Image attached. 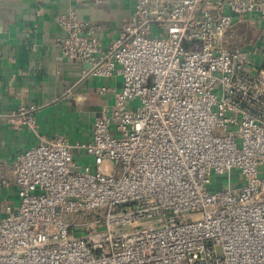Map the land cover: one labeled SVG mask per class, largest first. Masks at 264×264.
Masks as SVG:
<instances>
[{
    "label": "built area",
    "instance_id": "obj_1",
    "mask_svg": "<svg viewBox=\"0 0 264 264\" xmlns=\"http://www.w3.org/2000/svg\"><path fill=\"white\" fill-rule=\"evenodd\" d=\"M247 20L264 26V0H134L105 48L76 10L59 15L62 55L121 86L101 88L113 101L90 141L42 140L0 177L18 199L0 264H264V35L226 44ZM35 113L8 118L37 134ZM233 169L243 182L222 185Z\"/></svg>",
    "mask_w": 264,
    "mask_h": 264
},
{
    "label": "crops",
    "instance_id": "obj_2",
    "mask_svg": "<svg viewBox=\"0 0 264 264\" xmlns=\"http://www.w3.org/2000/svg\"><path fill=\"white\" fill-rule=\"evenodd\" d=\"M133 1L0 0V177L12 180L16 155L42 140L61 135L71 143L90 141L95 117L113 101L112 92L101 88L121 86L119 78L84 76L88 63L62 55L58 43L65 31L57 17L76 10L98 27L95 35L107 48L127 23ZM21 105L36 107L37 134L16 129L8 118ZM17 201L12 185L0 187V216L5 203Z\"/></svg>",
    "mask_w": 264,
    "mask_h": 264
},
{
    "label": "rangeland",
    "instance_id": "obj_3",
    "mask_svg": "<svg viewBox=\"0 0 264 264\" xmlns=\"http://www.w3.org/2000/svg\"><path fill=\"white\" fill-rule=\"evenodd\" d=\"M264 33V26L259 25L257 23L250 22V20L243 21V22H237L231 29V31L228 33V37L226 39L227 47L229 48H241V49H251L253 44H255L257 41L262 39ZM76 159V157H75ZM77 160V159H76ZM91 161L90 158H86L83 162H80L81 165H86ZM107 168L109 172H113L115 167L112 161H105L102 164V169ZM92 170L94 168L92 167ZM229 179H228V177ZM212 182H214L212 189L214 187L218 186L217 179H213ZM243 182L242 177L239 174V171L233 169L229 174L226 175V177H223V180L221 182L222 185L226 186L228 184H231L232 186L240 185ZM14 205H17L15 203ZM79 235V233H77Z\"/></svg>",
    "mask_w": 264,
    "mask_h": 264
},
{
    "label": "water",
    "instance_id": "obj_4",
    "mask_svg": "<svg viewBox=\"0 0 264 264\" xmlns=\"http://www.w3.org/2000/svg\"><path fill=\"white\" fill-rule=\"evenodd\" d=\"M88 68H90V66H88ZM79 74H80V72H79ZM79 78H80V75H78V77L76 79H79Z\"/></svg>",
    "mask_w": 264,
    "mask_h": 264
}]
</instances>
